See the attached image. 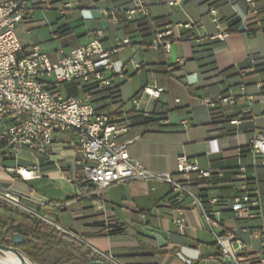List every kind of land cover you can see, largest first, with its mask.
Listing matches in <instances>:
<instances>
[{
    "label": "crops",
    "instance_id": "1",
    "mask_svg": "<svg viewBox=\"0 0 264 264\" xmlns=\"http://www.w3.org/2000/svg\"><path fill=\"white\" fill-rule=\"evenodd\" d=\"M94 2L96 7L117 14L132 4L125 0ZM147 2L153 19L149 36L138 32L126 35L119 24L94 18L91 20L104 25L86 33L74 34L73 28L64 24L62 27L69 29L64 35L73 34L76 40L75 45L65 47L88 43L95 30L104 29L103 44L106 49L119 48L117 57L126 63V73L133 69L130 58L137 60V55L143 54L140 63L148 73L145 85H157L162 92L159 98L141 97L140 107L151 117L135 116L134 126L123 134L124 139L132 140L131 157L158 173L175 172L180 154L195 159L201 168L214 170L208 180L198 181L193 176L194 190L204 199H221L222 220L216 230L233 233L234 245L245 243L242 264H259L264 257L261 240L243 227L264 230V157L249 147L253 138L264 134V0ZM68 16L81 18L80 13ZM167 26L174 32L171 52L154 49L151 42L155 33ZM253 26L262 27L263 33L250 34ZM192 34L196 38L188 39ZM219 34L222 38H215ZM124 38L132 43L120 46ZM136 46L140 47L135 51ZM128 49L131 56L125 55ZM150 53L156 57H147ZM125 78H116L114 87L104 90L110 106L104 101L101 107L94 103L99 111L133 114V103L131 108L126 104L145 85L135 88ZM229 95L235 97L232 106L208 104ZM234 118L239 119L237 124L230 123ZM76 143V132L65 131L55 133L47 156L23 148L18 161L38 169V176L31 180L10 174L5 167L16 165V161L0 157L3 219L20 222L25 214H33L45 227H56L114 264H224L200 208L189 207V199H177L169 183L154 178L117 182L102 192H93L92 184L82 183L85 173L76 161ZM240 167H244L249 189L259 195L261 203L260 215L247 221H238L230 208L233 197L241 192L234 178ZM218 171L225 175L220 177ZM5 193L18 197L19 203ZM178 210L185 218L183 235L174 222Z\"/></svg>",
    "mask_w": 264,
    "mask_h": 264
},
{
    "label": "built area",
    "instance_id": "2",
    "mask_svg": "<svg viewBox=\"0 0 264 264\" xmlns=\"http://www.w3.org/2000/svg\"><path fill=\"white\" fill-rule=\"evenodd\" d=\"M54 4L63 16L80 13L82 19L99 18L109 20L114 25L119 24L115 10L96 7L94 0H0V157L16 161V165L6 166L5 169L23 180L37 177L36 166L18 161L22 149L47 156L54 144L55 133L74 131L77 134L76 161L83 167V182L92 184L93 192H102L114 183L128 180L154 178L165 181L171 185L177 199L187 198L189 207L200 208L221 250V262L242 264L245 243L234 245L236 237L233 233H219L216 230L222 220L221 199L217 196L204 199L193 187V176L198 181L208 180L214 170L201 168L195 159L180 154L176 159L175 172L158 173L145 168L130 155L129 143L132 140L124 139L123 134L134 126L135 116L151 117L148 110L141 109V97L159 98L162 88L145 85L132 97L133 114L101 112L96 108L91 95L113 88L115 79L126 75V63L117 57L119 48L106 49L103 44L105 30H95L94 37L88 43L62 47L52 54L43 50L39 43L23 45L17 33L18 27L31 20L36 9ZM211 12L215 14V9L211 8ZM123 14L128 20L149 17L147 0H132L131 6L123 10ZM173 35V29L167 26L155 33L151 46L156 50L164 48L171 52ZM222 36L219 34L215 38ZM194 38L196 36L193 34L188 37ZM199 40L204 38L200 37ZM131 43L129 38H124L120 46ZM129 62L134 70L143 67L134 57ZM66 83H73L79 95H68L62 87ZM218 102L232 106L235 97L218 96L208 104L215 107ZM238 122V118L230 121L231 124ZM249 147L255 155L264 157V134L253 138ZM218 174L220 177L225 175L223 171H218ZM234 178L241 192L230 202L233 216L238 221L257 217L260 215V198L249 189L244 167L239 168ZM5 197L19 203V198L10 193H5ZM208 205L213 208L210 209ZM42 219L48 221L47 217ZM174 222L178 232L185 234L182 210L177 211ZM243 229L259 237L264 247V230L248 225ZM259 264H264V257L259 259Z\"/></svg>",
    "mask_w": 264,
    "mask_h": 264
},
{
    "label": "trees",
    "instance_id": "3",
    "mask_svg": "<svg viewBox=\"0 0 264 264\" xmlns=\"http://www.w3.org/2000/svg\"><path fill=\"white\" fill-rule=\"evenodd\" d=\"M131 1L132 0H125L126 3ZM118 18L120 28L126 35L135 32L143 34L145 37L150 35L153 27V19L150 17H137L135 20H128L124 14H118ZM260 29H262V27L253 26L248 32L254 34ZM68 30V28H63V35ZM62 87L68 95H79V91L73 83H66ZM243 152L245 153V149ZM0 207H4L1 201ZM16 233L24 236V241L17 244V246L29 258L39 264H90L93 260H98L103 264H114L111 261L94 255V253L80 241L56 227H45L43 222L33 214H25L20 222H16L12 218H0L1 243L14 245L13 237ZM57 251H61V256L56 258L54 262H51V257L57 253Z\"/></svg>",
    "mask_w": 264,
    "mask_h": 264
},
{
    "label": "rangeland",
    "instance_id": "4",
    "mask_svg": "<svg viewBox=\"0 0 264 264\" xmlns=\"http://www.w3.org/2000/svg\"><path fill=\"white\" fill-rule=\"evenodd\" d=\"M96 14L98 15L97 12ZM32 20L33 22L24 23L18 27L17 29L18 36L23 43H31V44L40 43L42 49L48 53H51L56 49L65 47V45H75L76 40L73 37V34L63 35L62 29L64 27L62 26L64 24L70 25V27L73 28L74 30V34L81 32L86 33L96 27H102L104 25L103 23H101V21L98 20L81 19L79 16H63L58 10L57 5L55 4L52 6H44L36 9ZM54 33L56 34L57 37H54ZM257 33L262 34L263 33L262 29L258 30ZM139 47L140 46H136L135 51L139 49ZM125 55L131 56V51L129 50V52L126 53ZM149 56L152 59L156 57L152 53H150V55H148L147 57ZM142 60H144V56L142 53H139L137 55V61L140 62ZM166 61L170 62L171 60L169 58ZM134 71L136 70L130 69V71L126 73L125 79L129 81V83L132 81V83H134L135 85V88H140L144 86L148 81V73L146 71V68H142L135 75H132ZM126 89L127 87L123 88L124 91H126ZM106 95H107V91H97L91 95V99L94 101L96 105L101 107L103 101L107 102L106 105H108L109 98H105ZM109 106L110 105H108L107 107ZM126 107L128 108L132 107L131 100L127 102ZM0 218H5L4 213L3 211H1V209H0ZM60 255L61 254L59 253L54 254L51 257L50 261L54 262V260L60 257ZM5 259H10V258L9 256L3 257L0 255V264H2V261Z\"/></svg>",
    "mask_w": 264,
    "mask_h": 264
},
{
    "label": "water",
    "instance_id": "5",
    "mask_svg": "<svg viewBox=\"0 0 264 264\" xmlns=\"http://www.w3.org/2000/svg\"><path fill=\"white\" fill-rule=\"evenodd\" d=\"M245 26L241 27L244 30ZM24 241V236L22 234L16 233L13 237L14 245H6L0 242V255L3 257L12 256L16 258L20 264H32L36 263L31 258H29L18 246L17 244ZM90 264H103L98 260H93Z\"/></svg>",
    "mask_w": 264,
    "mask_h": 264
},
{
    "label": "bare ground",
    "instance_id": "6",
    "mask_svg": "<svg viewBox=\"0 0 264 264\" xmlns=\"http://www.w3.org/2000/svg\"><path fill=\"white\" fill-rule=\"evenodd\" d=\"M9 258L10 259L3 260L2 264H20V262L16 258H14L12 256H9ZM32 264H39V263L36 262V263H32Z\"/></svg>",
    "mask_w": 264,
    "mask_h": 264
}]
</instances>
